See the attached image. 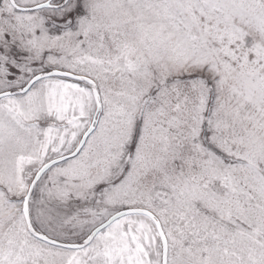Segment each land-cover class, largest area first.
I'll return each instance as SVG.
<instances>
[{
  "label": "snow or ice",
  "instance_id": "1",
  "mask_svg": "<svg viewBox=\"0 0 264 264\" xmlns=\"http://www.w3.org/2000/svg\"><path fill=\"white\" fill-rule=\"evenodd\" d=\"M0 264H264V0H0Z\"/></svg>",
  "mask_w": 264,
  "mask_h": 264
}]
</instances>
